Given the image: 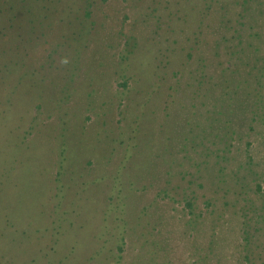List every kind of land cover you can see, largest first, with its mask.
I'll return each instance as SVG.
<instances>
[{"label": "rangeland", "instance_id": "obj_1", "mask_svg": "<svg viewBox=\"0 0 264 264\" xmlns=\"http://www.w3.org/2000/svg\"><path fill=\"white\" fill-rule=\"evenodd\" d=\"M0 264H264V0H0Z\"/></svg>", "mask_w": 264, "mask_h": 264}]
</instances>
